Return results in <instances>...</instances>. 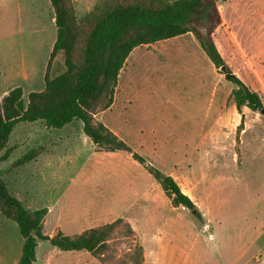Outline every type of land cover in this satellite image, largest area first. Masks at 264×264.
Wrapping results in <instances>:
<instances>
[{"label":"rangeland","instance_id":"rangeland-1","mask_svg":"<svg viewBox=\"0 0 264 264\" xmlns=\"http://www.w3.org/2000/svg\"><path fill=\"white\" fill-rule=\"evenodd\" d=\"M95 2L80 0L76 18ZM215 6L214 30L208 8L189 20L191 32L134 48L113 103L94 113L142 164L126 151H98L77 120L60 129L42 121L14 127L0 179L24 207L47 208L44 234L123 222L100 257L39 242L35 264H264V0ZM52 20L49 0H0V99L16 87L23 101L42 89ZM209 39L225 72L200 48ZM63 71L59 55L51 77ZM225 73L254 91L262 108L238 112ZM32 150L33 159L16 165ZM147 167L171 176L196 213L173 207ZM21 247L16 224L0 213V264L18 261Z\"/></svg>","mask_w":264,"mask_h":264},{"label":"trees","instance_id":"trees-1","mask_svg":"<svg viewBox=\"0 0 264 264\" xmlns=\"http://www.w3.org/2000/svg\"><path fill=\"white\" fill-rule=\"evenodd\" d=\"M215 1L218 0H96L82 18H76L72 0H49L55 35L44 66L43 87L29 91L25 101L20 87L13 88L0 99V161L9 156L6 144L17 124L42 121L49 129H60L77 120L81 122L82 133L98 151H126L142 164V157L132 153L123 140L103 124L94 122V113L113 103L119 71L134 48L191 32L187 26L189 20L208 8L212 18L210 28H217L221 18ZM199 45L215 68L224 65L211 39L199 42ZM59 55L64 71L51 77L53 62ZM228 80L236 86L231 96L238 112L244 105L253 110L262 108L254 91L235 76ZM35 156L32 150L16 165ZM146 170L173 207L195 209L192 200L181 192L171 176L152 167ZM0 213L16 224L22 239L17 264H35L39 242H46L63 252L85 251L100 257L109 247L111 234L123 224L119 218L76 235L57 231L48 236L43 232L47 209H26L8 192L2 179Z\"/></svg>","mask_w":264,"mask_h":264},{"label":"water","instance_id":"water-1","mask_svg":"<svg viewBox=\"0 0 264 264\" xmlns=\"http://www.w3.org/2000/svg\"><path fill=\"white\" fill-rule=\"evenodd\" d=\"M219 70L221 71V72H225L226 71V67L223 65V66H220L219 67ZM234 75L233 74H231V73H225L224 74V78H226V79H229V78H231V77H233ZM261 113H263V111H261ZM192 212V214H195L196 213V210L194 209V210H192L191 211Z\"/></svg>","mask_w":264,"mask_h":264},{"label":"crops","instance_id":"crops-1","mask_svg":"<svg viewBox=\"0 0 264 264\" xmlns=\"http://www.w3.org/2000/svg\"><path fill=\"white\" fill-rule=\"evenodd\" d=\"M79 2H80V0H74V6H76ZM93 4H94V3H93ZM93 4H92V5H93ZM90 8H91V7H89L88 10H87L85 13H87V12L90 10ZM52 22H53V21H52ZM50 46H51V45H50ZM32 159H33V158H32ZM30 160H31V159H30ZM19 201H20V200H19ZM20 202H21V201H20ZM21 203H22V202H21ZM23 206H24V205H23ZM25 208H26V207H25ZM26 209H28V208H26ZM46 209H47V208H46ZM29 210H35V209H29ZM49 236H52V235H49ZM21 240H22V239H21ZM20 254H21V253H20ZM18 260H19V259H18ZM156 261H157V260H156ZM17 262H18V261L15 260V261H14V264H17Z\"/></svg>","mask_w":264,"mask_h":264}]
</instances>
